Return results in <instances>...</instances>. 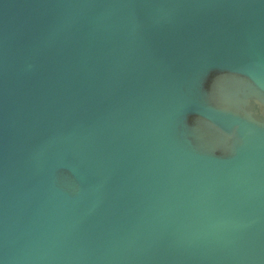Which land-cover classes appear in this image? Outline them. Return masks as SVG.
Returning a JSON list of instances; mask_svg holds the SVG:
<instances>
[{
	"label": "water",
	"instance_id": "95a60500",
	"mask_svg": "<svg viewBox=\"0 0 264 264\" xmlns=\"http://www.w3.org/2000/svg\"><path fill=\"white\" fill-rule=\"evenodd\" d=\"M0 264H264V0H0Z\"/></svg>",
	"mask_w": 264,
	"mask_h": 264
}]
</instances>
